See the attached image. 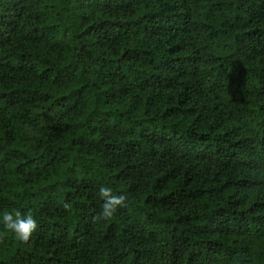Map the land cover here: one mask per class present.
I'll list each match as a JSON object with an SVG mask.
<instances>
[{
  "label": "trees",
  "instance_id": "1",
  "mask_svg": "<svg viewBox=\"0 0 264 264\" xmlns=\"http://www.w3.org/2000/svg\"><path fill=\"white\" fill-rule=\"evenodd\" d=\"M13 209L0 264H264V0H0Z\"/></svg>",
  "mask_w": 264,
  "mask_h": 264
},
{
  "label": "clouds",
  "instance_id": "2",
  "mask_svg": "<svg viewBox=\"0 0 264 264\" xmlns=\"http://www.w3.org/2000/svg\"><path fill=\"white\" fill-rule=\"evenodd\" d=\"M97 194L101 204L100 211L92 216L93 223L110 220L120 208L127 206V196L114 192L110 186H100ZM64 208L69 209L70 205L65 203ZM0 225L5 230L15 234L19 241L25 243L30 240L38 228V222L33 217L32 212L30 210L22 212L19 209L5 211L0 216Z\"/></svg>",
  "mask_w": 264,
  "mask_h": 264
}]
</instances>
